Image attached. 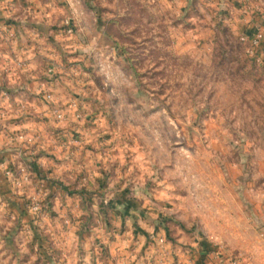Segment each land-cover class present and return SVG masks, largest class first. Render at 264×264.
I'll return each instance as SVG.
<instances>
[{
  "label": "rangeland",
  "instance_id": "1",
  "mask_svg": "<svg viewBox=\"0 0 264 264\" xmlns=\"http://www.w3.org/2000/svg\"><path fill=\"white\" fill-rule=\"evenodd\" d=\"M244 1L259 18L235 21L234 0H77L75 13L59 0L36 42L52 101L9 83L31 71L3 37L0 91L24 98L0 100V131L36 122L50 141L20 166L39 177L30 193L0 175V222L30 240L14 264H156L202 239L264 264V0ZM42 105L65 120L29 114Z\"/></svg>",
  "mask_w": 264,
  "mask_h": 264
},
{
  "label": "crops",
  "instance_id": "2",
  "mask_svg": "<svg viewBox=\"0 0 264 264\" xmlns=\"http://www.w3.org/2000/svg\"><path fill=\"white\" fill-rule=\"evenodd\" d=\"M8 1L9 0H0V38L2 37L0 39V51L2 53L3 52L6 53V51L3 50V46H6V40L4 38L6 37V39H10L11 38L10 35H12L13 42L11 43L12 47L10 49L11 50L13 49L12 51L14 52L15 57H17V59L24 58L27 60L26 62L27 67L25 68V70L31 71L30 77H27V81L26 79L18 80L17 77L11 79L9 83L22 84V82H24L27 85L31 95H33L32 98L34 100L40 101L41 97L43 98V93L45 91L50 90L53 83H49L39 78L35 74L39 66L38 65L39 56H37V53L43 51V50H39L41 46H37L36 42L42 41V38L45 35L44 34L45 32L44 33L40 32L42 26L46 28H50V24L53 23L54 21L53 17L55 16L54 14H52V12L49 11L50 10L58 11L59 6L57 5H59L58 4L59 0H16V1L14 0L13 3H10L12 4V6L10 5L9 7L7 5V3H9ZM62 1L71 13H73L75 10L76 11L79 10L77 6V0H65V1L62 0ZM234 1L235 3H232L233 5H235L232 8L233 10L232 12L234 13V16L232 18H234L235 21L238 20L241 21V17H240L241 14L244 15L243 17L244 20L250 22L251 20L253 21L254 18H259V16H257L258 14L257 11H254L253 9L251 10L250 7L248 6V1H244V2H242L243 0H234ZM31 14H33L34 17L33 20L29 21ZM64 18L62 17L61 19L63 20ZM6 21H10L9 23L12 24V26L8 25L12 27L8 31L4 30L3 27L4 22ZM53 31L54 30H52V32ZM43 48H45L46 50V51L44 50L45 53L50 47L44 46ZM41 68L42 67H40L38 70H40ZM1 84H3V80H0V85ZM2 93L3 91H0V100H4L3 103L5 101L8 103L11 98L19 101H21L24 98L23 92L22 93L19 92L13 95L9 93L8 96L6 97H4ZM8 105L7 107H9V109L14 106V105L11 106L10 103H8ZM31 105H35V103L34 104L32 103ZM42 106L43 107L34 106V108L29 111V114L35 115L36 113H40L41 115H50L51 113L48 110L49 107L46 105H42ZM14 108L15 107H13V109ZM35 123L36 122L14 123L12 125V128L8 126V128L10 129L8 130L2 129L0 131V137H1L0 168L3 169V171L0 172L1 173L0 175H2V177L4 178L7 184L10 183L12 185L13 187L12 189L14 193L17 195H24L26 192L28 193L31 189L27 181L23 179L24 174L22 172H20L18 169L17 172L16 171L12 172L15 166L19 164L18 166L20 167L22 164H26L31 167V163L33 162L37 161V163H42V160L46 159L44 155L45 153L44 149L46 150L48 145H50L49 144L50 141L48 142L46 141L47 136L45 137L43 134H40L39 135L40 137L36 136V134L39 133L41 130H43V128L39 123L38 124L40 125V128H37ZM11 132H13V135L10 134ZM6 133L11 135L13 138H15V141L9 142L6 138L5 135ZM37 153H39L40 155L34 156ZM19 156L22 157V160L20 157L18 161H16V158ZM28 160L31 162H29ZM28 171H29V180H32L34 178L36 179L39 178L36 171L29 169ZM47 177L50 178V176ZM16 181H19V183ZM25 188H27V190L29 191H25L26 190ZM7 229H10L12 231L13 236L15 238L14 242L12 241L13 238L10 237L11 231H8ZM19 229L20 228L18 225H14L13 227L9 228V226L6 227L2 222H0V264H11L10 262H13L14 264L15 262L21 260L22 257L23 258L25 257L23 254L20 253H25L26 249H28L27 243L30 240L28 239V241L26 242L25 239L22 240L18 239L20 232L22 233V231H20ZM157 234L159 236L162 235L161 233L158 232ZM145 236H146L145 237L146 242L142 241L144 242V244L141 243V245H143L141 246L142 250H144L146 246H149L148 244H150L153 241L152 238L154 237V235L151 234H147ZM201 242H202L201 244L199 242L193 244L192 248H190V251L186 250L180 253H171L170 250L169 254H163L164 256H161L159 262H157L156 264H230L228 259L219 256V254L215 251L216 248H214V244H211L209 240L202 239ZM12 246L14 247V250L12 249ZM169 247L170 246L168 245L167 248ZM142 254L144 256L146 255L144 253ZM132 258L133 260H136L135 256H132ZM143 259L144 258L141 257L139 261Z\"/></svg>",
  "mask_w": 264,
  "mask_h": 264
},
{
  "label": "built area",
  "instance_id": "3",
  "mask_svg": "<svg viewBox=\"0 0 264 264\" xmlns=\"http://www.w3.org/2000/svg\"><path fill=\"white\" fill-rule=\"evenodd\" d=\"M65 23L68 25L69 20L66 19V20L64 21V24H65ZM71 32H72L71 27L66 26V28L64 29V33H71ZM246 38H247L246 36H243V37H242L243 40H245ZM256 42H257V39L254 40V43H256ZM248 51H249V50H248ZM54 69H55V66H54L53 64L49 65L48 70H47L48 75L51 74L52 71H53ZM50 77H51V76H50ZM50 77H49V78H50ZM43 99H45V100H47V101H52V100L54 99V96H53L52 93L45 91V92L43 93ZM72 105L75 106V102L72 103ZM72 105H71V106H72ZM50 113H51L52 115H54L55 119H57V120H59V121H63V120H65V117H66L65 113H66V112H65L63 109L55 108V107H54V108H51ZM77 116H80V114H78ZM20 169H21V172L24 174L23 179L26 180V181L29 180V174L24 173V171H25V167H20ZM157 240H158V242H161V243H164V242L167 241V240H166V237H165L164 235H160V236H158V239H157ZM230 264H242V263H241L239 260H234V259H232V260H230Z\"/></svg>",
  "mask_w": 264,
  "mask_h": 264
},
{
  "label": "trees",
  "instance_id": "4",
  "mask_svg": "<svg viewBox=\"0 0 264 264\" xmlns=\"http://www.w3.org/2000/svg\"><path fill=\"white\" fill-rule=\"evenodd\" d=\"M166 235H167V238H168V240H170V239H169V236H168V235H169V233H166ZM199 243L201 244L202 242H201V241H199Z\"/></svg>",
  "mask_w": 264,
  "mask_h": 264
}]
</instances>
